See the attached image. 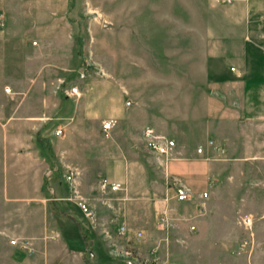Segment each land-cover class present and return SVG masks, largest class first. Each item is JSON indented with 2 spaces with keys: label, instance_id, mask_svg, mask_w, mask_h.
Wrapping results in <instances>:
<instances>
[{
  "label": "crops",
  "instance_id": "obj_1",
  "mask_svg": "<svg viewBox=\"0 0 264 264\" xmlns=\"http://www.w3.org/2000/svg\"><path fill=\"white\" fill-rule=\"evenodd\" d=\"M62 1L40 0L44 23L33 31L27 29L22 41H29L27 36L31 33L44 42L60 41L64 34ZM113 10L103 21L105 59L100 71L88 70L84 78L77 71L69 80L64 79V85L59 76L60 82L55 83L56 88L61 86L59 95L46 92L48 82L43 79L38 87L45 90L38 101L40 114H17V118L34 127L26 130L25 135L35 137V141L22 142L24 147L14 156L15 160L2 163L5 171L2 195L6 201L21 202L27 210H34L32 203L50 198L44 183L52 179L51 173L57 169L66 173L77 170L78 189L90 203L93 201L90 194L98 180L92 170L95 156L87 150L78 153L59 146L55 136L63 135L65 128L71 134L80 130L93 136L119 132L123 148L140 141L148 148L144 138L147 127L177 139L175 151L170 155L169 172L171 179L180 177L190 187L191 195L192 191L197 192L191 187L194 181H201L206 188L212 186V176L228 177L227 155H264V76L254 79L257 73L264 75V0H236L227 4L216 0H118ZM89 31L94 37L92 25ZM7 37L0 45L5 64L14 55L13 42L22 45L11 34ZM133 42L136 45L132 49ZM135 49L137 53L133 52ZM46 57L40 58L48 63ZM192 57L198 58L200 64L193 69L189 66ZM212 57L233 58L237 67H229V74L219 73L207 65ZM55 67L42 69L43 74L68 69L64 65ZM236 72L246 77L240 78ZM74 84L79 86L80 93L68 95ZM10 86L5 87L8 92H12ZM29 105L27 100L23 108L27 110ZM15 117L10 116L7 124ZM108 120L115 124L105 131L103 122ZM59 128L63 132L56 134ZM5 137L16 135L7 131ZM194 143L215 153V159L199 156ZM10 144L7 141L6 155L12 157ZM11 179L16 181L15 185L10 184ZM60 185L70 195L65 177ZM42 206L46 220L48 208ZM42 225V218L34 224L41 234L45 232ZM52 229L57 236L42 241L43 236L37 242L35 264H50V253L56 248L60 256L56 264H127L126 250L142 257L130 243L123 248V256L115 258L109 243L104 241L94 242L86 256V244L77 226ZM92 230L96 231L94 227ZM101 230L104 233L105 228ZM137 230L133 231L134 236ZM77 236L82 242L72 248L70 241Z\"/></svg>",
  "mask_w": 264,
  "mask_h": 264
},
{
  "label": "rangeland",
  "instance_id": "obj_2",
  "mask_svg": "<svg viewBox=\"0 0 264 264\" xmlns=\"http://www.w3.org/2000/svg\"><path fill=\"white\" fill-rule=\"evenodd\" d=\"M39 1L0 0V11L4 18L0 26V45L10 34L15 41L22 43L13 42L14 55L11 62L5 61L6 64L4 51L0 50L3 67L0 70V264H35L38 240L43 236L42 241L54 238L57 233L52 227L59 226H77L81 230L86 256L94 242L104 241L109 243L111 255L115 258L122 257L123 248L132 243L148 264H264V155L260 154L227 155V178L212 176V186L206 188H203L201 181H194L191 187L197 192L192 191L187 200H178L170 183L171 156L151 151L142 141L123 148L119 132L93 136L80 130L71 134L65 128V133L60 136L62 138L55 136L59 139V146L78 153L87 150L92 157L95 156L92 170L98 180L90 194L93 201L90 203L80 192L95 210L94 216L83 212L75 200L65 198L69 193L60 185V181L66 178L67 173L62 169L52 172L53 180L44 183L50 198L32 203L36 207L34 210H27L21 202L5 200L2 195L5 183L2 163L7 159L15 160L14 156L24 147L22 142L34 144L35 141V137L25 135L26 130H34V127L17 118V114H40L38 101L45 90L38 87L43 79L48 82L46 92L59 95L61 86L56 88L55 85L60 82L59 76H62L64 85L79 69L87 67L100 71L105 59L103 21L118 4V0H63L62 39L44 42L37 34L31 33L27 36L29 41H22L27 29H37L44 23L40 17ZM216 1L222 4L234 2ZM110 7L113 8L109 10ZM90 25L94 29V37L89 31ZM131 44L132 49L135 48L136 43ZM133 52L137 53V49ZM43 55L47 56L45 60L48 63L40 58ZM198 60L192 57L189 64L191 69L200 65ZM54 65H64L68 69L61 73L55 74L52 70L43 74L42 69ZM207 65L223 74L231 73L229 67H237L233 58L212 57ZM236 74L240 78L246 77L238 72ZM262 76L257 73L254 79ZM7 84L11 85L12 92L6 90ZM27 100L31 105L26 110L23 104ZM192 109L195 107L192 106ZM12 115L16 117L7 124ZM7 131L16 137H5ZM9 140L14 154L12 157L6 155ZM194 146L202 145L194 143ZM198 153L211 159L216 156L206 150ZM102 178L120 181L122 187L104 195L99 186ZM49 182H53V185ZM10 184L15 185L16 181L11 179ZM204 191H208L207 197L202 195ZM42 204L48 208L46 220ZM244 217H251L252 228H246L242 222ZM41 218L45 228L43 234L37 225L34 226ZM122 225L126 226V233L121 232ZM102 228H105L104 233L99 232ZM136 229L143 231L140 239L134 236ZM108 230L110 233H107ZM129 236L131 239H128ZM70 242L74 248L82 241L77 236ZM97 246L102 247L99 243ZM58 253L57 248L50 253V264L59 261ZM102 257L106 258L105 254ZM70 261L73 262L72 257Z\"/></svg>",
  "mask_w": 264,
  "mask_h": 264
},
{
  "label": "built area",
  "instance_id": "obj_3",
  "mask_svg": "<svg viewBox=\"0 0 264 264\" xmlns=\"http://www.w3.org/2000/svg\"><path fill=\"white\" fill-rule=\"evenodd\" d=\"M226 1L231 2L235 0H226ZM3 23H4L3 12L0 11V26L3 25ZM88 70L89 69L87 67L79 69L78 71L79 77L81 78L86 77ZM79 93H80L79 86L76 84L71 85L69 87V90L67 91L68 95H78ZM114 124L115 121H111V120L104 121L103 129L105 131H108L110 128L113 127ZM62 132H63L62 128H59L55 131L56 134H60ZM144 138L146 140L148 148L159 155H166V156L172 155L177 145L176 140L174 138L164 133L158 132L153 127H147L145 129ZM210 143L213 144L214 147L217 146L214 144L212 140L210 141ZM198 152L201 153L204 152L202 146L198 147ZM76 174L77 173L74 170H70V172L66 174V179L67 182L69 183V188H70V195L67 197V199L75 200V203L83 212H85L87 215L94 216L95 210L92 208L91 204L87 201V199L83 195H81L77 187V183L75 180ZM170 183L175 190V194L178 200H187L191 196L190 188L182 181L180 177H173L170 180ZM121 187L122 184L120 182H114V181H109L107 179H103L100 183V192L105 195L109 191L118 190ZM208 194H209L208 191L203 192L204 197H207ZM242 222L246 225V228H252L251 217H244ZM120 230L122 233H126L127 228L125 225H122ZM143 235H144L143 231L140 229L135 232V237L138 239L143 237ZM125 254H126L127 264H148L146 263V261H144V259L140 255L134 253L132 250H126ZM154 264H162V263H154Z\"/></svg>",
  "mask_w": 264,
  "mask_h": 264
}]
</instances>
